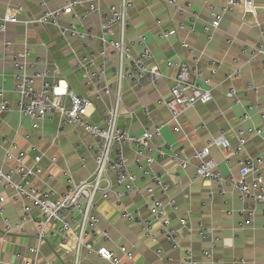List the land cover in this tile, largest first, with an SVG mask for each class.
Returning <instances> with one entry per match:
<instances>
[{
    "label": "crops",
    "instance_id": "crops-1",
    "mask_svg": "<svg viewBox=\"0 0 264 264\" xmlns=\"http://www.w3.org/2000/svg\"><path fill=\"white\" fill-rule=\"evenodd\" d=\"M41 1L50 9H55L68 0H0V17L8 10L13 12L18 6L23 7V11L17 15L20 22L7 26L5 38L12 42L11 47L5 49L0 44V87L5 89L11 106L9 111L0 115V168L8 172L16 165L14 159L6 157L8 145H4L3 139L7 137L16 143L12 151L24 154L27 166L33 165L35 156L42 155V173L32 178L31 184L39 189L52 190L54 198H58L69 189L65 172H69L76 180L93 173L96 142L78 126L61 125V117L57 113L45 120H32L20 113L19 95L14 90V59L27 46L30 49L29 61L36 64V67L29 69L30 72L35 68L46 67L51 71L58 68L56 78L66 79L76 93L94 98L96 80L83 77L77 65L91 60L96 61L97 65L100 63L101 22L109 6L118 3V0H96L99 13H88L86 7H79L72 15L62 19V24L75 22L80 30L92 31L94 37L90 40L64 39L55 26L24 23V20L41 14ZM130 2L127 38L136 39L140 35L147 37V44L153 54L149 64L158 66L163 78L158 86L149 82L138 86L127 79L123 81V114L119 117V126L138 135L146 128L163 126L161 134L153 141L156 161L151 169L169 184V191L165 195L159 187H155L153 194H147L146 178L134 168L138 175V187L143 193L138 195L132 192L118 201L114 195L118 190L113 183L114 176L111 172L107 173L102 186H109V193L107 197H97L99 222L96 227L88 229L86 242L95 249L105 247L120 256L121 248L124 247L133 254V259L124 256L123 264H181L189 249L199 263L264 264L262 205L252 202L244 204L237 190L227 188L222 194L215 182L195 179V168L199 162L194 158L196 150L205 147L221 132H224L230 147L235 148L239 143L237 130L248 126L259 127L262 136L248 137L243 151L237 156L213 145L211 157L217 161L226 177H239L240 161L249 157H264V59L258 52L259 46L264 45V0H254L257 7L255 14L244 15L243 8L237 6L223 16L219 28L214 30L211 23L227 0ZM193 13L198 14L197 19L192 20ZM166 30L171 31L168 38L162 36ZM139 49L136 47L135 52ZM110 51L111 48H108V55ZM196 60L200 63L204 77H210L213 99L207 104L196 103L178 119H174L162 103L169 97L177 73V69L169 67L167 63L173 61L194 66ZM213 62L219 67L218 72L211 76ZM115 63L116 60L112 59V66L107 70V80L114 88L117 87ZM249 84L257 86L259 92L249 90ZM40 88L41 80H37L36 89ZM231 88H235L241 97V105L227 100L225 94ZM112 103L113 97L96 101L92 121L102 122L104 111ZM253 104H259L260 107L255 108ZM249 106H253L251 118L241 123L240 117ZM157 149L163 150V157H159ZM122 150L132 163L134 148L123 145ZM176 154L177 160L173 159ZM52 158L55 160L52 161ZM183 162L187 163L186 168L182 167ZM261 173L264 176V166ZM19 178L18 174L14 176L15 180ZM0 194L5 198L0 203V264H74V253L59 246L61 235L57 231L58 223H51L40 252L36 255L31 248L38 244L34 222L40 218L38 210L32 201L17 198L14 189L1 183ZM153 196L167 205V216L177 230L178 248H173L166 241L159 223L153 227L156 240H152L144 234L141 223L123 217L125 211L134 213L139 210L144 218L152 219L146 203ZM169 197L176 200L174 209L168 205ZM24 204L31 207V215L26 219H23ZM245 205L256 208L249 223L246 222L248 209ZM182 219L185 223L181 222ZM202 228L208 230L206 237L200 234ZM103 232H108L111 240L106 241ZM214 237L220 238L215 246L212 244ZM207 251H212L215 259H206L204 253ZM81 255L80 264H105L94 251L89 252L87 248L81 249Z\"/></svg>",
    "mask_w": 264,
    "mask_h": 264
},
{
    "label": "built area",
    "instance_id": "built-area-1",
    "mask_svg": "<svg viewBox=\"0 0 264 264\" xmlns=\"http://www.w3.org/2000/svg\"><path fill=\"white\" fill-rule=\"evenodd\" d=\"M131 5L130 0H118V3L109 6L107 15L103 17L101 22V47L98 53L100 63L97 65L96 61L91 60L77 65V70L83 77L87 80H96L94 98L76 93L66 79L56 78L59 74L58 68L54 71L46 67L42 70L35 68L34 71L30 72L29 69L36 67V64H31L29 61L30 49L27 46L15 56L16 82L14 90L19 95L18 107L20 113L32 120H45L57 113L61 117V125L78 126L87 131L96 142L93 173L86 178L76 180L69 172H65L69 189L60 194L58 198H54L52 190L46 191L31 184L32 178L38 177L42 173L40 166L42 155L35 156L33 165L27 166L24 162V154H15L12 151L16 147L15 141L7 137L3 139L4 145H8L5 151L6 157L14 159L16 165L8 172H4L0 168V183L14 189L17 198L32 201L38 210L40 218H36L34 221L37 226L36 239L38 244L36 247L31 248L36 255L40 252L41 244L46 238L51 223H58L57 231L61 235L59 246L67 252L74 253V264H80L81 249L83 247L87 248L89 252L94 251L105 264H123L122 258L124 256L133 259V254L124 247L121 248L122 256H120L105 247L95 249L92 244L86 242L88 229L96 227L99 222L97 197L99 195L107 197L109 193L110 187L104 188L102 186L107 173L111 172L114 176L113 183L118 188L114 195L118 201L124 195L132 192L138 195L143 193L138 187V175L134 168L146 178L148 185L145 191L147 194H153L155 187H159L165 195L169 191V184L163 180L161 175L155 174L151 169L156 161L153 154L155 151L153 141L161 134L163 126L155 125L146 128L140 135L129 133L119 126V117L123 114V81L127 79L138 86L145 85L146 82L158 86L163 78V73L159 67L149 64L153 54L147 44V37L140 35L136 39L127 38ZM237 6L243 8L244 15L256 13L257 7L254 0H227L220 12L215 14V18L211 23L212 30L218 29L223 16L233 11ZM79 7H86L88 13L100 12L96 0H68L66 4L55 9H50L45 2L41 1V14L24 20V23L55 26L59 28L64 39L90 40L94 37L92 31L80 30L75 22L62 24V19L65 16L72 15L75 9ZM22 11L23 7L18 6L13 12L8 10L4 16L0 17V44L5 49H9L12 45V42L5 38L7 26L8 24L20 22L17 15ZM262 14L264 17V6H262ZM192 18V20L197 19L198 14L193 13ZM207 29L211 31L210 27H207ZM170 35L171 31L168 30L162 33L164 38H168ZM209 38L212 39V35ZM183 46L186 47L187 45L184 43ZM136 47L140 48L138 52H135ZM108 48H111L110 55H108ZM258 52L264 59V45L259 46ZM112 59L116 60L114 64L116 88L107 80V70L112 66ZM167 64L169 67L176 68L177 73L170 88V95L162 103L170 110L174 119H178L196 103L207 104L213 99L210 77H204L198 60H196L194 66L173 61H168ZM218 67L216 63H212L211 76L218 72ZM37 80H41L40 90L36 89ZM248 89L254 93L259 92V88L251 84H249ZM225 95L227 100L233 102V104H242L241 97L237 94L235 88L229 89ZM106 97H113L112 105L104 111L102 122H93L91 118L93 110L96 108V101H103ZM253 106L255 108L260 107L259 104H253ZM253 106L244 109L240 117L241 123L250 120V110ZM10 108L5 89L0 87V115L9 111ZM262 117L264 119V113ZM250 136H262V130L256 126L239 128L237 130L239 143L235 148L230 147L224 132H221L205 147L196 150L194 158L199 163L195 168V179L202 178L215 182L222 194L226 192L227 188L237 190L244 204L252 202L253 204L262 205L261 214L264 217V176L261 173L264 166V157H249L240 161L238 163L239 177L224 176L217 161L211 157V147L213 145L219 146L236 156L239 155ZM123 145H130L134 148L135 158L132 163L125 156L122 150ZM157 153L159 157L164 155L162 149H157ZM173 159H178L177 154L173 155ZM54 160L52 158V161ZM182 167L186 168L187 163L183 162ZM17 174L20 176L19 180L14 179ZM168 199V205L174 209L176 206L175 198L169 197ZM4 201L5 198L0 194V203ZM146 208L152 214V219L144 218L139 210L134 213L125 211L123 217L129 221L141 223L144 234L152 240H156L153 227L155 223H159L161 233L166 241L173 248H178L177 230L167 216V205L158 197L153 196L146 203ZM245 208L248 209L246 222L249 223L250 218L256 213V208L246 205ZM28 215H31V207L24 204L23 219H26ZM181 222L185 223V220L182 219ZM207 232V229L202 228L200 234L206 237ZM103 235L106 241L111 240L108 232H103ZM219 241V237H214L213 246ZM204 256L211 261L215 259L212 251L205 252ZM241 261L245 262V260ZM181 264L206 263H199L195 260L193 251L189 249L186 251V258Z\"/></svg>",
    "mask_w": 264,
    "mask_h": 264
},
{
    "label": "bare ground",
    "instance_id": "bare-ground-1",
    "mask_svg": "<svg viewBox=\"0 0 264 264\" xmlns=\"http://www.w3.org/2000/svg\"><path fill=\"white\" fill-rule=\"evenodd\" d=\"M42 70V69H41Z\"/></svg>",
    "mask_w": 264,
    "mask_h": 264
}]
</instances>
